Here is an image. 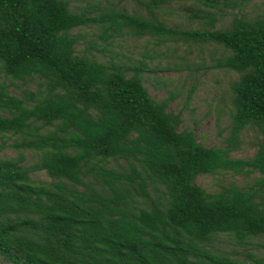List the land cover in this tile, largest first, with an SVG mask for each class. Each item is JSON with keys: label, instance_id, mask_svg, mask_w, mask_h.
<instances>
[{"label": "trees", "instance_id": "16d2710c", "mask_svg": "<svg viewBox=\"0 0 264 264\" xmlns=\"http://www.w3.org/2000/svg\"><path fill=\"white\" fill-rule=\"evenodd\" d=\"M122 1L0 0V264H264V11L135 0L142 13ZM173 2L198 25H167L159 10ZM93 26L99 41L78 49ZM122 36L218 51L214 66L232 74L221 146L181 127L176 95L150 94L157 67L112 54ZM247 130L254 153L232 157ZM223 171L245 182H196Z\"/></svg>", "mask_w": 264, "mask_h": 264}, {"label": "rangeland", "instance_id": "374dc122", "mask_svg": "<svg viewBox=\"0 0 264 264\" xmlns=\"http://www.w3.org/2000/svg\"><path fill=\"white\" fill-rule=\"evenodd\" d=\"M87 1L70 0L71 5H83ZM99 1L101 3V0ZM261 1L264 0H250L242 10L249 14L264 11V3ZM185 2L190 3L192 0ZM121 6H125L128 12H147V9L135 0H124ZM179 6L180 4L176 2L166 3L159 10V17L169 26L196 27L198 24L188 21ZM237 9L233 10L237 12ZM227 21L228 17H225L223 26ZM99 29V26L82 28L81 33L84 34V39L77 48L82 49L92 40L99 41L97 38ZM110 50L114 52L112 54L117 52L126 61L141 60L150 67H157L158 70L152 71L145 80L150 94L156 99L168 94L176 95V99L170 105L174 110L182 109L181 127L194 128L197 141L205 146H221L229 127L228 82L232 74L214 66L218 51L216 52L209 45L182 42L153 47L152 42L147 44L145 38L132 36L119 37L115 41V47H110ZM151 53L152 56H149ZM107 54L102 58H108ZM97 55L101 59V52ZM174 65L179 68V71L173 70ZM242 137L244 140L242 147L231 152L234 158H247L254 153L253 143L257 139L253 130L245 131ZM5 153L15 154L11 149H6ZM33 178L43 181L51 180L44 171L35 172ZM196 182L208 192H214L230 182L242 183L245 179L240 175L232 176L230 172L223 171L214 175L198 174ZM224 249L228 250L231 256L244 258L245 251L241 247L226 242ZM260 251L264 254V247H261Z\"/></svg>", "mask_w": 264, "mask_h": 264}]
</instances>
